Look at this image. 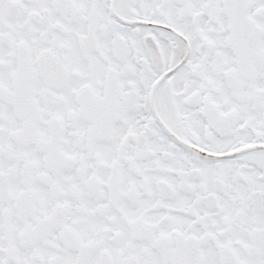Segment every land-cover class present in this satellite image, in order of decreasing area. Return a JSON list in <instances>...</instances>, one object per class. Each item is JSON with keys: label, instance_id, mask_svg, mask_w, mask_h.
<instances>
[{"label": "snow or ice", "instance_id": "obj_1", "mask_svg": "<svg viewBox=\"0 0 264 264\" xmlns=\"http://www.w3.org/2000/svg\"><path fill=\"white\" fill-rule=\"evenodd\" d=\"M0 264H264V0H0Z\"/></svg>", "mask_w": 264, "mask_h": 264}]
</instances>
